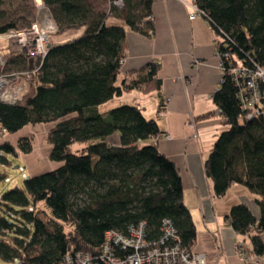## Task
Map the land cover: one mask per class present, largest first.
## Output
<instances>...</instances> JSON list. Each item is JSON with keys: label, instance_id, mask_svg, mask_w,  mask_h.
Returning <instances> with one entry per match:
<instances>
[{"label": "trees", "instance_id": "1", "mask_svg": "<svg viewBox=\"0 0 264 264\" xmlns=\"http://www.w3.org/2000/svg\"><path fill=\"white\" fill-rule=\"evenodd\" d=\"M115 1L110 0L108 13L95 11L89 0L46 1L58 33L83 28V34L49 43V54L23 97L15 105L0 102L3 134L56 123L47 136L49 159L62 163L29 177L23 189L13 186L2 192L0 264H56L68 253L97 254L107 232L125 234L129 225L145 222L156 236L164 219L172 221L184 248L195 246L197 228L184 203L178 169L159 149L163 133L158 121L147 119L135 106L99 110L130 87L115 84L126 57V30L108 26V18L123 20L130 30L147 37L154 32L153 0H121V7ZM194 1L233 65L264 66V0ZM6 17L0 0V35L33 24L28 20L19 29L15 23H5ZM4 56L11 58L7 68L32 65L23 55V59L13 52ZM159 70L160 63L154 61L132 73L140 78L135 86L145 94L160 93ZM238 93L227 70L213 103L229 128L214 142L205 171L216 197L234 184L258 197L260 218L239 204L227 219L247 238L249 253L264 257V122L246 119ZM114 134L120 136L119 146L108 141ZM75 146L79 147L73 151ZM18 150L30 153V140L21 139L18 148L10 143L0 146V163L9 167L5 155L17 156Z\"/></svg>", "mask_w": 264, "mask_h": 264}, {"label": "crops", "instance_id": "2", "mask_svg": "<svg viewBox=\"0 0 264 264\" xmlns=\"http://www.w3.org/2000/svg\"><path fill=\"white\" fill-rule=\"evenodd\" d=\"M89 2L91 4V0ZM194 2L153 0L154 32L150 37L130 30L123 20L108 18V26L126 30V57L115 84L117 87L130 86L112 100L109 110L110 107L135 106L147 119L160 124L163 135L158 140L159 149L178 169L184 203L197 228L193 250L205 253L207 264H246L244 257L239 255L241 244L245 247L248 263L264 264V257L249 253L247 238L239 235L227 219L231 209L239 204H245L256 218H260L258 197L239 184L232 185L224 196L216 197L205 171V161L214 142L229 127L213 103L214 94L222 83L216 34L203 17L190 19ZM96 9L102 13L109 11ZM83 31L80 28L64 33L71 32L73 39L80 37ZM7 43L10 49L5 55L13 52L16 58L23 57L11 45L13 43ZM154 61L160 63L161 92L145 94L135 86L139 76L132 73ZM99 110L102 112L101 107ZM209 113L213 116L198 119ZM108 141L114 146L121 144L118 134L110 136Z\"/></svg>", "mask_w": 264, "mask_h": 264}, {"label": "built area", "instance_id": "3", "mask_svg": "<svg viewBox=\"0 0 264 264\" xmlns=\"http://www.w3.org/2000/svg\"><path fill=\"white\" fill-rule=\"evenodd\" d=\"M46 1L48 0H35L38 13L42 15L41 25L37 22L27 30H11L0 35L2 42L13 41L18 52L32 62L29 69L8 71L7 61L0 54V102L17 104L28 82L49 54L50 38L58 31V26ZM114 4L121 7L122 1L116 0ZM192 7L191 20L198 16L204 18L195 2ZM221 47L222 41L216 37L222 82L228 70L239 90L240 107L246 119H260L264 122V66H235L229 52L221 50ZM238 250L239 255L249 262L243 244ZM56 264H207V256L205 253L184 248L172 221L164 219L156 236L152 235L145 222L131 224L125 234L117 231L107 232L97 254L82 251L68 253Z\"/></svg>", "mask_w": 264, "mask_h": 264}, {"label": "rangeland", "instance_id": "4", "mask_svg": "<svg viewBox=\"0 0 264 264\" xmlns=\"http://www.w3.org/2000/svg\"><path fill=\"white\" fill-rule=\"evenodd\" d=\"M91 6L95 11H98L96 8H99L107 12L109 10L110 0H91ZM4 9L7 13L5 23H15L19 29L27 26L28 20L33 21V23L38 22L41 25L40 21L42 15L38 13L35 0H4ZM110 23L111 22H109V24ZM72 35L71 32L66 34L55 32L51 35L50 41L52 44L67 42L72 39ZM8 42L13 43L11 45L15 47L14 49H17L13 41ZM9 47V43L0 40V54L5 60V51L10 49ZM7 69H9V71H23L26 69V66H20L19 69H16L12 68L11 65ZM112 103L113 102L110 101L102 105L101 111L107 112L109 110V105ZM55 125L56 123L28 125L18 132L6 133L0 136V146L5 143H10L13 147L18 148L21 139H29L32 146V151L28 154H24L18 150L17 156L5 155L11 164L9 167L0 163V199L4 190L13 186H18L23 189L24 181L29 177L53 171L60 166V162H53L49 159L50 145L47 143L48 133ZM78 147L79 146L73 147V151Z\"/></svg>", "mask_w": 264, "mask_h": 264}]
</instances>
